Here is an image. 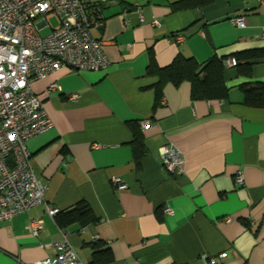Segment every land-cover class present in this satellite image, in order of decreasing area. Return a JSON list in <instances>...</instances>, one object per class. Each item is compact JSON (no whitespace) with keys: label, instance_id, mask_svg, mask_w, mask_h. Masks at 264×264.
<instances>
[{"label":"crops","instance_id":"obj_1","mask_svg":"<svg viewBox=\"0 0 264 264\" xmlns=\"http://www.w3.org/2000/svg\"><path fill=\"white\" fill-rule=\"evenodd\" d=\"M177 1L106 0L99 12L103 24L90 33L103 42L108 67H62L32 82L53 121L26 142L33 169L47 182L50 205L62 213L87 206L65 226L86 264L106 247L109 264H207L204 255L215 257V264H264V108L242 104L239 90L245 82H264V54L249 60L250 76L225 67L226 99H192L183 81L166 83L155 105L157 77L146 73L150 52L163 67L178 54L201 63L264 50V0L173 9ZM53 82L57 87L50 89ZM129 122H138L143 135L139 158ZM167 144L184 157L178 175L160 163L159 148ZM238 170L241 186L234 181ZM112 177L127 187L114 189ZM31 219L42 220L37 237L26 229ZM60 239L43 206L16 214L0 222V264L44 259Z\"/></svg>","mask_w":264,"mask_h":264},{"label":"built area","instance_id":"obj_2","mask_svg":"<svg viewBox=\"0 0 264 264\" xmlns=\"http://www.w3.org/2000/svg\"><path fill=\"white\" fill-rule=\"evenodd\" d=\"M104 2L106 0H0V222L36 206H43L52 219L60 210L45 200L47 182L36 175L26 145L30 137L53 126L42 100L32 89V82L62 67L75 71H99L108 67L110 61L104 53L103 42L90 33L91 27L103 24L99 12ZM52 17L56 18V25L50 23ZM232 21L239 27L245 26L243 17ZM158 23V19H152V24ZM47 27L50 31L41 35L40 31ZM176 38L180 40L181 36ZM224 63L230 67L236 61L228 57ZM56 87V82L49 86L50 89ZM147 123V120L141 122L142 126ZM158 157L168 174L178 175L184 171L185 160L177 147L162 145ZM234 181L238 186L244 184L242 171L236 172ZM111 183L117 190L127 187L120 177H112ZM164 212L173 214L169 207H165ZM26 229L37 237L42 220L31 219ZM58 230L61 239L51 243L52 254L20 264H86L70 243L66 228L58 227ZM203 258L207 264L216 262L213 256Z\"/></svg>","mask_w":264,"mask_h":264},{"label":"trees","instance_id":"obj_3","mask_svg":"<svg viewBox=\"0 0 264 264\" xmlns=\"http://www.w3.org/2000/svg\"><path fill=\"white\" fill-rule=\"evenodd\" d=\"M214 0H180L172 4L173 9H182L191 6H202ZM103 4H101L102 6ZM264 54V50L251 49L234 53L235 67L240 76H250L253 61ZM228 56H211L208 60L199 63L192 56L178 54L169 64L159 67L154 61V56L150 52L147 74L157 77L155 88V105L159 104L162 98V90L166 83L178 85L183 81L190 83V94L192 99H226L229 96V87L224 79L225 59ZM242 93V104L251 107L264 108V82L250 81L239 85ZM133 132L132 146L134 155L139 158L144 153L143 135L138 122H129ZM86 205L77 206L76 209L66 212H59L55 215L54 221L58 227H65L70 221L79 216L81 209ZM61 212V213H60ZM89 214V212H87ZM84 214V213H83ZM93 219V218H91ZM101 257H97L98 255ZM91 264L101 262L109 264L112 261L110 249L108 247L93 252Z\"/></svg>","mask_w":264,"mask_h":264},{"label":"rangeland","instance_id":"obj_4","mask_svg":"<svg viewBox=\"0 0 264 264\" xmlns=\"http://www.w3.org/2000/svg\"><path fill=\"white\" fill-rule=\"evenodd\" d=\"M38 21H39V20L37 19L36 22H38ZM50 23H51L52 25H56V24H57V20H56V18L52 17V18L50 19ZM49 31H50V28H49V27L44 28V29H42V30L40 31V34H41V35H45V34H47Z\"/></svg>","mask_w":264,"mask_h":264}]
</instances>
